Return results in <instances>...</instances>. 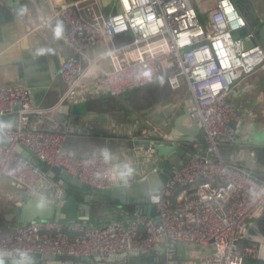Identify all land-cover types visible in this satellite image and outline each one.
<instances>
[{"label":"built area","instance_id":"built-area-1","mask_svg":"<svg viewBox=\"0 0 264 264\" xmlns=\"http://www.w3.org/2000/svg\"><path fill=\"white\" fill-rule=\"evenodd\" d=\"M117 1L120 12L106 13L98 0H69L53 8L64 27L63 41L72 50L60 66L66 96L83 82L87 68L80 60L87 50L106 44L103 55L109 67L100 68L91 92L120 96L153 80H166L176 90L183 80L185 121L199 126L202 139L187 143L182 163L161 188L153 218L135 215L126 223L100 226L37 220L0 231V251L19 259L28 253L47 254L72 264L74 259L103 260L115 253L148 256L157 251L159 240H166L211 247L201 264H246L248 259L264 264V239L239 246L247 229L264 228V181L225 160L219 151L222 143L237 140L232 123L240 114L228 100L230 90L243 76L264 67V50L257 43L243 47L242 37H232L246 26L233 0H214L206 20L194 0H127V6L125 0ZM117 37L124 41L116 43ZM181 39L188 43L181 45ZM35 113L28 86H0V120L8 114L16 117L0 126L6 142L0 144V178L8 177L14 188L27 194L55 190L47 188V172L17 152L22 146L40 162L89 186L116 185V171L107 156H71L63 145L66 134L30 127Z\"/></svg>","mask_w":264,"mask_h":264},{"label":"crops","instance_id":"crops-1","mask_svg":"<svg viewBox=\"0 0 264 264\" xmlns=\"http://www.w3.org/2000/svg\"><path fill=\"white\" fill-rule=\"evenodd\" d=\"M64 1L69 0H0V86H28L31 106L38 110V113L30 116V127L66 134L64 149L73 157L107 156L116 171L115 186H126L150 175L161 162L152 145L155 141L147 139V135L160 129L167 136L172 129V121L183 109L180 103L185 93L183 80L181 87L176 90H172L163 80H153L140 87L137 93L127 96V92L121 97L117 96L116 101L91 92L90 85L100 73V68L109 67V61L103 55L106 44H101L88 49L86 57L81 58V67L87 68L83 82L74 93L66 96L67 84L61 77L60 66L72 50L63 41L64 27L53 14V8ZM233 2L246 22L241 9L249 19L254 17L252 25L259 23L255 25L256 28L264 24V0ZM193 3L206 20L214 0H194ZM103 10L106 13L115 12L113 8L104 7ZM257 31L250 28L246 36L249 38L250 34L251 40L260 45ZM122 41L123 37L115 39L116 43ZM245 43L248 45L249 41ZM89 60H95V64L90 65ZM228 100L240 114L239 120L233 125L237 140L230 145L222 143L220 154L225 160L247 169L264 181V67L243 76L231 88ZM15 119L14 114L5 115L0 120V126ZM182 126L188 129L199 127L186 123L185 118ZM198 139H202L200 131ZM187 143L191 142L180 143L186 153L189 150ZM260 149L261 153L257 154ZM40 163L41 169L47 172V185L50 186H46L50 190L53 186V192L47 190L41 196L27 194L24 189L14 188L8 177L0 178V231L30 221V217H26L28 201L40 202L39 206L35 202L30 204L28 210L31 220L37 210L43 207L41 202L60 203L63 206L65 202L83 201L86 191L61 185L59 176H50V166ZM148 187V184L138 187L135 190L137 197L144 194ZM137 205L138 209L135 204L120 205L99 196L97 200L91 199L89 214L83 208H77L78 218L75 221L100 226L113 221L126 223L135 215L147 218L155 216L156 205L154 208L150 205L149 209H144L149 206L147 203L138 202ZM59 215L68 214L62 212ZM260 239H264V228H250L247 229V235L239 240V246L255 245ZM210 253L209 246L159 240L157 251L148 256L115 253L103 260L96 256L74 259L72 264H201L200 258ZM41 256L31 259V264H61L58 257L47 254ZM0 259L8 261L11 254L0 251ZM252 263L246 260V264Z\"/></svg>","mask_w":264,"mask_h":264},{"label":"water","instance_id":"water-1","mask_svg":"<svg viewBox=\"0 0 264 264\" xmlns=\"http://www.w3.org/2000/svg\"><path fill=\"white\" fill-rule=\"evenodd\" d=\"M12 1V0H10ZM98 3L102 8H113L115 12H120L121 8L117 0H98ZM250 7V6H249ZM241 12L245 15L247 22L246 26L238 30V34L244 37L242 46L248 47L254 44L251 40L252 38H247L246 34L248 33L249 29H258L257 36L258 42L262 46L264 50V24H261L260 27L256 28L259 23L252 25L253 18H248V16L244 13L243 9ZM245 41H249V44L246 45ZM186 117L185 109H182V112L172 121V129L167 134L169 138H167L166 134L162 131H152L150 134L147 135V139H151L155 141L152 145H154L155 151L157 156H159L161 162L159 163L158 167L155 171H153L150 175L139 179L133 183L127 184L126 186H115L110 189H99L96 187L89 186L77 178L71 176L69 173L52 166L50 167L51 174L50 176H59L61 180V185H67L76 188L77 190L86 191L87 194L83 195L82 202H65L63 206L60 203H43V207L37 210L36 215L31 220V214L28 208H30V204L34 202L39 206L40 202L37 200L28 201V205L26 206L27 210V219L30 217V222H34L36 220H45V219H66L67 221H75L77 220V208H83L86 214H89V203L91 199H98L99 196H104L110 200H114L118 202L120 205H129L135 204L136 209L139 208L137 205L138 202L147 203L149 206L144 207V209H149L150 205L153 207L155 203L159 199V194L161 188L167 178L170 175V172L173 168H178L183 161L184 156L187 154L186 150L181 147L180 143L183 142H194L198 140L199 135V127L194 126L190 129L184 128L182 126L183 119ZM234 125V122L232 123ZM182 135H178L179 133ZM0 144L5 145L6 142L2 138V133L0 132ZM17 152L20 153L23 157L27 160H30L33 164L40 167V161L37 160L27 149L23 148L22 146L17 147ZM261 153V149L257 152V154ZM149 185L148 189L145 191L144 194L137 197L136 189L140 186L145 187ZM79 195V194H78ZM81 197V196H80ZM32 199V198H31ZM35 199V198H33ZM26 203L24 204V206ZM56 209V210H53ZM154 208V207H153ZM154 211V210H153ZM67 213L68 215H59V213ZM25 223V224H27ZM41 254L37 253H28L24 256V258L19 259L16 258L14 255L11 254V259L6 261L4 259H0V264H31L33 258H41ZM31 261V262H30Z\"/></svg>","mask_w":264,"mask_h":264},{"label":"clouds","instance_id":"clouds-1","mask_svg":"<svg viewBox=\"0 0 264 264\" xmlns=\"http://www.w3.org/2000/svg\"><path fill=\"white\" fill-rule=\"evenodd\" d=\"M125 6H127V0H125ZM149 19H153V17L152 16H149ZM117 22L121 23V25L123 26V21L121 20V18L117 17ZM136 23H141L142 24V21L139 20V19H137ZM152 30L155 31L156 30L155 27H153ZM59 32H60V29L58 28L57 29V34L58 35H59ZM180 43H181V45H183L184 43H188V41L185 40V39H181ZM216 46L219 47V44H217ZM7 126H10V125H7ZM130 172H131V169H129V173Z\"/></svg>","mask_w":264,"mask_h":264},{"label":"trees","instance_id":"trees-1","mask_svg":"<svg viewBox=\"0 0 264 264\" xmlns=\"http://www.w3.org/2000/svg\"><path fill=\"white\" fill-rule=\"evenodd\" d=\"M158 81H162V80H158ZM163 81H165L166 83H167V81L166 80H163ZM168 84V83H167ZM169 86V85H168ZM138 90H139V88H135V89H133V90H129V91H127V92H125V93H123L122 95H120L119 97H121V96H123L124 94H126L127 96L128 95H130V94H132V93H137L138 92ZM106 96H108V97H111V98H113V99H115V98H117V96H110V95H106ZM117 99H115V101H116ZM171 201L173 202L174 201V198H172L171 199Z\"/></svg>","mask_w":264,"mask_h":264},{"label":"rangeland","instance_id":"rangeland-1","mask_svg":"<svg viewBox=\"0 0 264 264\" xmlns=\"http://www.w3.org/2000/svg\"><path fill=\"white\" fill-rule=\"evenodd\" d=\"M238 36H239V35H238V32H233V33H232V37H233L234 39L238 38Z\"/></svg>","mask_w":264,"mask_h":264}]
</instances>
